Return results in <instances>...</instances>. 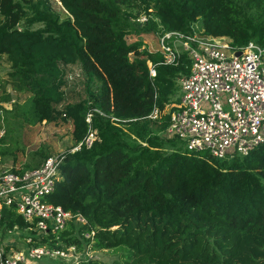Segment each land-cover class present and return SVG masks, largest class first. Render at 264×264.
I'll return each mask as SVG.
<instances>
[{
    "label": "trees",
    "instance_id": "trees-1",
    "mask_svg": "<svg viewBox=\"0 0 264 264\" xmlns=\"http://www.w3.org/2000/svg\"><path fill=\"white\" fill-rule=\"evenodd\" d=\"M50 1L0 0V56L13 84L30 94L35 122H71L77 144L91 128L99 139L65 154L48 201L84 214L98 249L123 251L124 263L115 264H264V143L220 159L160 135L169 115H149L177 99L191 59L183 53L166 64L142 39L129 40L140 32L189 34L199 24L234 47L264 45V0H58L70 16L63 21ZM133 2L154 18L132 21L124 7ZM72 66H80L83 92L69 84ZM28 226L14 207L3 208V235L18 227L35 244L84 242L86 227L73 221L43 237Z\"/></svg>",
    "mask_w": 264,
    "mask_h": 264
},
{
    "label": "built area",
    "instance_id": "built-area-1",
    "mask_svg": "<svg viewBox=\"0 0 264 264\" xmlns=\"http://www.w3.org/2000/svg\"><path fill=\"white\" fill-rule=\"evenodd\" d=\"M150 19L144 14L137 21L146 24ZM192 29L189 34L176 30L158 34L159 47L151 50L161 52L166 64H178L183 53L191 59L190 73L181 79V95L167 113V133L190 151L208 150L220 159L247 156L264 143V45L250 41L238 48L227 37L206 34L198 24ZM73 72L67 74L69 84ZM76 75L82 77L81 69ZM150 75L156 77L155 66L150 67ZM164 110L155 105L149 117L160 120ZM98 139L97 129L91 128L72 153L83 146L91 148ZM65 154L49 156L38 167L1 169L0 218L5 206L14 207L38 237L59 234L76 222L86 227L82 246L35 244L36 238L15 227L5 235L0 232V264H40L45 258L59 264L99 262L96 228L88 218L48 201L62 178Z\"/></svg>",
    "mask_w": 264,
    "mask_h": 264
},
{
    "label": "rangeland",
    "instance_id": "rangeland-1",
    "mask_svg": "<svg viewBox=\"0 0 264 264\" xmlns=\"http://www.w3.org/2000/svg\"><path fill=\"white\" fill-rule=\"evenodd\" d=\"M50 2L54 12L60 16V21L69 19L70 16L63 9L60 1L51 0ZM124 8L132 13V21H137L139 17L146 14L145 7L141 6L139 2H133L129 7ZM41 25L37 23L34 26L40 27ZM129 38L130 41L137 38L142 39L150 50H155L159 47L158 34L154 32L134 33ZM79 67H69L68 74L74 71L73 77L75 78L70 86L83 92L82 81L76 75L80 70ZM10 71L11 66L6 56H0V84L3 85L0 86V110L3 109L4 112L0 115V170L6 167L25 168L35 166L42 158V155L46 154L52 156L69 151L73 152L77 145L73 138V124L63 121L35 122V118L30 112V94L26 91H20L13 84V78L8 75ZM181 79H179L180 83ZM72 95H74V98L79 97V93L72 92ZM180 95L181 93H179L175 101L179 99ZM175 101L166 103L165 114L169 112ZM160 135L171 138L166 132ZM180 145L184 146L181 140L177 146ZM168 148L174 147L169 146ZM203 154L209 155L210 152L206 150ZM98 256V260L102 264L124 263L125 261L123 251L119 249H99ZM40 264H59V260L53 262V260L45 258L40 261Z\"/></svg>",
    "mask_w": 264,
    "mask_h": 264
},
{
    "label": "water",
    "instance_id": "water-1",
    "mask_svg": "<svg viewBox=\"0 0 264 264\" xmlns=\"http://www.w3.org/2000/svg\"><path fill=\"white\" fill-rule=\"evenodd\" d=\"M240 53H241V52L239 51V52H238V55H240Z\"/></svg>",
    "mask_w": 264,
    "mask_h": 264
},
{
    "label": "crops",
    "instance_id": "crops-1",
    "mask_svg": "<svg viewBox=\"0 0 264 264\" xmlns=\"http://www.w3.org/2000/svg\"><path fill=\"white\" fill-rule=\"evenodd\" d=\"M38 167V166H37ZM33 168V167H32Z\"/></svg>",
    "mask_w": 264,
    "mask_h": 264
}]
</instances>
